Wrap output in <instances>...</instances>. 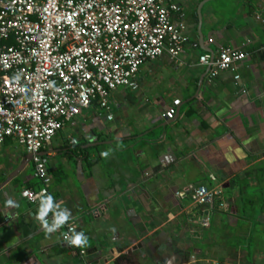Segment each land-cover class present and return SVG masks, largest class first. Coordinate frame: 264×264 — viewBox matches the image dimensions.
<instances>
[{
    "label": "crops",
    "instance_id": "0c3cea01",
    "mask_svg": "<svg viewBox=\"0 0 264 264\" xmlns=\"http://www.w3.org/2000/svg\"><path fill=\"white\" fill-rule=\"evenodd\" d=\"M166 1L184 14L179 60L144 62L138 87L114 90L108 113L93 102L42 149L49 194L88 236L86 257L61 244L63 228L44 231L39 203L21 195L40 184L32 158L6 139L0 264H264V0ZM222 47L248 57L209 83L199 56ZM189 184L218 185L227 212L201 227L208 211L176 196Z\"/></svg>",
    "mask_w": 264,
    "mask_h": 264
},
{
    "label": "built area",
    "instance_id": "2783aa9c",
    "mask_svg": "<svg viewBox=\"0 0 264 264\" xmlns=\"http://www.w3.org/2000/svg\"><path fill=\"white\" fill-rule=\"evenodd\" d=\"M185 29L184 14L166 0H0V144L12 139L22 146L40 183L22 190L24 198L37 204L49 194L44 146L93 102L108 113L114 90L138 87L144 62L163 55L177 62ZM247 57L243 49L222 47L215 55L201 54L199 63L208 67L210 83ZM179 102L165 110L166 119L175 116ZM176 196L208 211L201 227L209 226L210 211L229 209L218 185L189 184ZM46 219L51 222V212ZM62 228L61 244L85 258V247L64 239L70 229L77 231L74 220Z\"/></svg>",
    "mask_w": 264,
    "mask_h": 264
},
{
    "label": "clouds",
    "instance_id": "9594fccd",
    "mask_svg": "<svg viewBox=\"0 0 264 264\" xmlns=\"http://www.w3.org/2000/svg\"><path fill=\"white\" fill-rule=\"evenodd\" d=\"M15 79H19L17 75ZM103 155H108L104 152ZM8 204H15L14 201L9 200ZM52 213L51 222L46 219L49 213ZM71 218V212L67 208H61L51 194H42L39 199V204L36 213V219L40 221L44 231L48 234L61 229ZM64 239L69 245L76 247H84L88 245L89 238L84 231H76L74 228L70 229L69 233H64Z\"/></svg>",
    "mask_w": 264,
    "mask_h": 264
},
{
    "label": "trees",
    "instance_id": "16d2710c",
    "mask_svg": "<svg viewBox=\"0 0 264 264\" xmlns=\"http://www.w3.org/2000/svg\"><path fill=\"white\" fill-rule=\"evenodd\" d=\"M40 186V184L38 185V187ZM38 187H36V188H33V189H37Z\"/></svg>",
    "mask_w": 264,
    "mask_h": 264
},
{
    "label": "water",
    "instance_id": "95a60500",
    "mask_svg": "<svg viewBox=\"0 0 264 264\" xmlns=\"http://www.w3.org/2000/svg\"><path fill=\"white\" fill-rule=\"evenodd\" d=\"M199 13H200V10H199Z\"/></svg>",
    "mask_w": 264,
    "mask_h": 264
}]
</instances>
